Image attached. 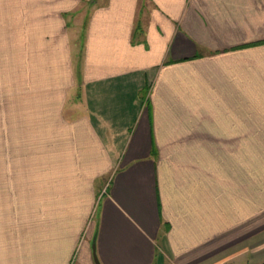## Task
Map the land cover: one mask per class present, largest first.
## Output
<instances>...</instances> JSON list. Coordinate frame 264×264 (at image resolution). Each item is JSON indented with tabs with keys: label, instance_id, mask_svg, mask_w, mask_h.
I'll use <instances>...</instances> for the list:
<instances>
[{
	"label": "crops",
	"instance_id": "crops-1",
	"mask_svg": "<svg viewBox=\"0 0 264 264\" xmlns=\"http://www.w3.org/2000/svg\"><path fill=\"white\" fill-rule=\"evenodd\" d=\"M84 1L35 83L62 127L1 111L0 264L264 262V0Z\"/></svg>",
	"mask_w": 264,
	"mask_h": 264
},
{
	"label": "rangeland",
	"instance_id": "rangeland-1",
	"mask_svg": "<svg viewBox=\"0 0 264 264\" xmlns=\"http://www.w3.org/2000/svg\"><path fill=\"white\" fill-rule=\"evenodd\" d=\"M64 1L0 0V126L4 121L1 111L9 113L10 125L13 124L11 120H14L13 125L16 126V117L12 114L15 106L12 105L17 89L21 90L23 85L25 142L33 140L34 111L42 113L40 121L42 124L45 123V126L52 121V126L57 122L56 127H62L65 123L64 118L55 116L49 118L44 115L47 116L49 112L55 113L57 108L70 111L74 107V98L73 100L69 98L62 107V101L58 102L48 87L41 89L38 85L35 86L40 79L57 76L55 70L57 58L62 59L61 64H65L67 55L64 46H61L63 32H69L70 38L76 36L72 40L74 63L79 67L77 72L79 75L82 50L75 40H79L80 31L83 30L85 20L90 16L91 7L94 5L84 1L76 8L68 10L64 17L67 25H64L60 22ZM59 32L62 33L61 37L57 36ZM54 63L55 66H52ZM92 119L95 123V115H92ZM56 127H51V130L55 131ZM56 133L59 141L73 140L72 134H64L61 128H57Z\"/></svg>",
	"mask_w": 264,
	"mask_h": 264
},
{
	"label": "water",
	"instance_id": "water-1",
	"mask_svg": "<svg viewBox=\"0 0 264 264\" xmlns=\"http://www.w3.org/2000/svg\"><path fill=\"white\" fill-rule=\"evenodd\" d=\"M95 261H96V264H101L96 254H95Z\"/></svg>",
	"mask_w": 264,
	"mask_h": 264
},
{
	"label": "trees",
	"instance_id": "trees-1",
	"mask_svg": "<svg viewBox=\"0 0 264 264\" xmlns=\"http://www.w3.org/2000/svg\"><path fill=\"white\" fill-rule=\"evenodd\" d=\"M260 264H264V262L260 263Z\"/></svg>",
	"mask_w": 264,
	"mask_h": 264
}]
</instances>
